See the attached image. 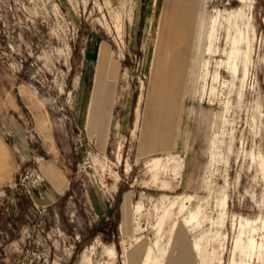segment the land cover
Returning <instances> with one entry per match:
<instances>
[{
  "label": "rangeland",
  "instance_id": "1",
  "mask_svg": "<svg viewBox=\"0 0 264 264\" xmlns=\"http://www.w3.org/2000/svg\"><path fill=\"white\" fill-rule=\"evenodd\" d=\"M0 264H264V0H0Z\"/></svg>",
  "mask_w": 264,
  "mask_h": 264
},
{
  "label": "crops",
  "instance_id": "2",
  "mask_svg": "<svg viewBox=\"0 0 264 264\" xmlns=\"http://www.w3.org/2000/svg\"><path fill=\"white\" fill-rule=\"evenodd\" d=\"M99 50H100V48H98V51H96L94 57H92V55H94V50H91V51L87 52V55H89V56H86L87 59H88L87 61H91V62H87L86 61L87 62L86 63V67L90 65L91 76L84 82L85 83L84 84L85 85V89L87 90L89 88V90H90V94H89V98H88V102H87V110L85 112V119H86V121H87V116H88V112H89L90 99H91V95H92V91H93L92 88H93L94 79H95L94 72H95V68H96V65H97V60H98L97 57H98ZM109 80H110V77H109ZM111 86H113V85H111V80H110V82H109V88H108L109 91L108 92L110 93V90H111V94H112ZM103 104L102 105L104 106V109L106 110V114H105V116L102 119V121H103V124H102L103 126L102 127H104L107 124L106 122H109V121H106V120H108L109 119V116H110L108 114L109 112L107 110V109L110 108L109 102H106V103L103 102ZM142 120H143L142 121V135H143L142 138H143V141H145V143H144V150L148 151V146H149V142H150L149 141V135H148V127H149V121H150V119H149V112H148V104H147V109L145 111V114H144V117L142 118ZM85 125L87 127L88 121H87V124H85ZM102 127H100L99 134L101 133ZM162 129H163V123L161 122V118H158V124H157V127H156V137H155V140H154V142L152 144V147L153 148H156L159 145V141H160V139L162 137V134H163ZM153 150H162V149L159 148V147H157L156 149H153Z\"/></svg>",
  "mask_w": 264,
  "mask_h": 264
}]
</instances>
